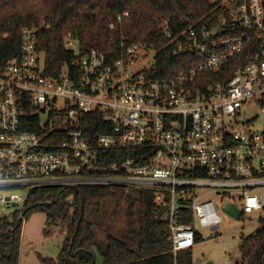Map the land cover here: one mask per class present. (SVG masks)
I'll return each instance as SVG.
<instances>
[{"label":"built area","instance_id":"1","mask_svg":"<svg viewBox=\"0 0 264 264\" xmlns=\"http://www.w3.org/2000/svg\"><path fill=\"white\" fill-rule=\"evenodd\" d=\"M206 1L204 16L163 19L156 39L122 36L108 52H81L67 36L76 57L58 76L46 72L40 27H24L7 59L0 35V205L19 209L43 186L149 190L166 208L175 255L200 229H219L214 195L241 216L264 210V126L253 128L264 116V0ZM92 113L106 123L90 119L89 130ZM56 114L65 121L54 124ZM26 116L38 117L36 130Z\"/></svg>","mask_w":264,"mask_h":264},{"label":"trees","instance_id":"2","mask_svg":"<svg viewBox=\"0 0 264 264\" xmlns=\"http://www.w3.org/2000/svg\"><path fill=\"white\" fill-rule=\"evenodd\" d=\"M210 8L206 0H0V35L7 34L1 53L6 59L16 55L22 29L38 26L46 72L58 76L76 57L65 47L67 36L79 39L81 52L93 48L108 52L118 46L122 36L129 44L154 40L163 19L181 26L188 19L204 16ZM123 11L128 15L117 22ZM24 119L30 121L26 130H36L37 116ZM90 119L98 127L106 123L101 114H89V130ZM108 130L96 128L92 133L95 136ZM120 154L122 158L131 156V152ZM112 161L114 156L109 155L106 162ZM125 191L129 198L125 205L120 203V209L112 208L116 194L111 185L34 188L22 208L0 216V264H20L23 222L35 212L46 214L47 235L57 229L64 233L58 258L42 257L43 264H97L94 247L104 264H193L191 248L176 255L172 252L166 208L154 204L153 192ZM259 222L254 233L241 238L240 264H264V218ZM198 237L197 242L201 240Z\"/></svg>","mask_w":264,"mask_h":264},{"label":"rangeland","instance_id":"3","mask_svg":"<svg viewBox=\"0 0 264 264\" xmlns=\"http://www.w3.org/2000/svg\"><path fill=\"white\" fill-rule=\"evenodd\" d=\"M42 119H46V116L42 115ZM54 121V124H58L63 123L65 119L56 114ZM263 126L264 116L259 114L258 118L253 120V128L254 130H261ZM125 190L124 187L114 186L116 197L112 203V208L120 206V203L125 205L128 201L129 195ZM16 192L26 194L27 190L18 189ZM213 199L216 200L217 210L222 218L220 227L216 231L208 228L199 230L201 240L191 248L193 264H240L239 244L241 238L257 230L260 226L259 219L264 218V210L243 214L239 219L230 218L221 210L220 201L222 198L214 195ZM23 204L19 208H22ZM15 209L11 207L7 210L0 205V216L10 214ZM123 209L126 212V208L123 207ZM46 226L47 216L44 212H35L24 220L20 264H43L42 257H49L54 260L58 258L64 233L57 229L49 236L45 232Z\"/></svg>","mask_w":264,"mask_h":264},{"label":"water","instance_id":"4","mask_svg":"<svg viewBox=\"0 0 264 264\" xmlns=\"http://www.w3.org/2000/svg\"><path fill=\"white\" fill-rule=\"evenodd\" d=\"M221 210L230 218L239 219L241 217L242 209L240 207H237L232 201H230L228 199H225L221 203ZM93 252L96 256V263L97 264H104V258L99 253L97 247L93 248Z\"/></svg>","mask_w":264,"mask_h":264},{"label":"crops","instance_id":"5","mask_svg":"<svg viewBox=\"0 0 264 264\" xmlns=\"http://www.w3.org/2000/svg\"><path fill=\"white\" fill-rule=\"evenodd\" d=\"M198 238H201V235H199V237ZM197 242V241H196Z\"/></svg>","mask_w":264,"mask_h":264}]
</instances>
